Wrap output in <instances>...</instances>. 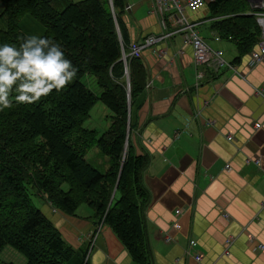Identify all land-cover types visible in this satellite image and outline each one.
Segmentation results:
<instances>
[{
  "label": "crops",
  "instance_id": "crops-1",
  "mask_svg": "<svg viewBox=\"0 0 264 264\" xmlns=\"http://www.w3.org/2000/svg\"><path fill=\"white\" fill-rule=\"evenodd\" d=\"M126 4L122 20L129 45L149 35L162 37L141 53L146 88L133 101L126 141L134 156L148 159L142 178L149 194L143 216L148 264H264V248L259 249L264 246V65L250 69L249 54L232 63L238 51L213 28L207 8L181 13L170 8L162 24L155 0ZM179 19L194 25L226 64L194 66ZM93 114L99 124L93 120L84 129L101 136L111 114L97 105L89 120ZM101 161L104 171L108 162ZM40 211L74 249L88 247L96 232L89 264L97 249L106 256L104 264H134L112 230L94 224L86 206L74 216L47 203Z\"/></svg>",
  "mask_w": 264,
  "mask_h": 264
},
{
  "label": "trees",
  "instance_id": "trees-1",
  "mask_svg": "<svg viewBox=\"0 0 264 264\" xmlns=\"http://www.w3.org/2000/svg\"><path fill=\"white\" fill-rule=\"evenodd\" d=\"M0 4V45L19 47L26 38L20 22L29 16L43 27L41 37L60 44L78 69L63 90L0 111V254L9 248L25 264H89L88 247H71L35 207V196L67 216L86 206L94 224L109 227L134 264H148L143 216L149 194L142 182L148 159L134 156L126 145L130 109L146 88L147 72L140 58L122 60V49L129 52L122 20L126 0ZM205 8L214 19L213 28L238 51L232 63L255 49L261 37L254 15L259 10H252L247 0L207 1ZM89 78L99 94L87 87ZM15 95L13 89L10 98ZM97 103L112 115L101 136L83 126ZM93 148L107 159L106 170L88 162L86 155Z\"/></svg>",
  "mask_w": 264,
  "mask_h": 264
},
{
  "label": "clouds",
  "instance_id": "clouds-1",
  "mask_svg": "<svg viewBox=\"0 0 264 264\" xmlns=\"http://www.w3.org/2000/svg\"><path fill=\"white\" fill-rule=\"evenodd\" d=\"M77 72L61 45L47 37L29 35L19 47L0 45V111L14 104H34L53 90H63ZM13 89L16 95L11 99ZM90 260L104 264L106 256L97 249L90 253Z\"/></svg>",
  "mask_w": 264,
  "mask_h": 264
},
{
  "label": "built area",
  "instance_id": "built-area-1",
  "mask_svg": "<svg viewBox=\"0 0 264 264\" xmlns=\"http://www.w3.org/2000/svg\"><path fill=\"white\" fill-rule=\"evenodd\" d=\"M207 1L212 2L214 0H155V9L160 16L161 23L163 24L164 15L169 11L170 8L175 9L179 13H181L185 9L189 10L190 12H197L199 10H202L206 6ZM259 6V9H256L259 11L257 13H254V15H256L258 25L261 29V37L255 49L249 53L248 66L250 69L258 65H264V0L260 1ZM178 22H182V32L184 33V39L186 43L190 44L191 46L194 66L198 68L211 66L218 69L226 64L221 58L220 52L212 50L203 42V40L193 29L194 25L189 24L182 19H179ZM161 39L162 37L149 35L142 41L130 44L129 52L127 54L122 49V60L126 62L127 57L141 58L143 49L155 46ZM230 66L232 69H234L232 65ZM197 77H201L200 72L197 73ZM259 127V124L255 125L256 129H258ZM227 139L231 140L232 138L229 136ZM228 168L229 166L227 165L226 169ZM179 212L180 211H176V215H179ZM173 228L178 231L180 230L181 226L178 222H176L173 225ZM95 237L96 232L94 231L90 236L89 245L92 246L93 242L95 241ZM166 242H170V238H167ZM263 248L264 246H259V249ZM224 254L227 255L228 251L225 250ZM200 259V256H196V261H199Z\"/></svg>",
  "mask_w": 264,
  "mask_h": 264
},
{
  "label": "rangeland",
  "instance_id": "rangeland-1",
  "mask_svg": "<svg viewBox=\"0 0 264 264\" xmlns=\"http://www.w3.org/2000/svg\"><path fill=\"white\" fill-rule=\"evenodd\" d=\"M74 2H77L79 0H72ZM145 2V1H144ZM147 5L145 4L143 9H142V12L144 15H148V9L146 8ZM2 9H3V6L0 4V14L2 12ZM202 10H205L204 8ZM146 18V17H145ZM20 29H21V32L27 37L29 35H38V36H41L43 34V27L37 22L35 21L34 19H32L31 17L29 16H24L22 19H21V22H20ZM89 81H91L92 83H89ZM86 85L87 87L94 93H97L99 94V88L96 86V84L94 83L93 79L92 78H89L86 80ZM97 106H103L102 104L100 103H97L96 104ZM95 105V106H96ZM111 114V113H110ZM111 117L112 115L108 116L107 119H106V122H110L111 123ZM94 120V121H93ZM93 121V122H92ZM92 122V124H99V121L98 119H94V114L92 115L91 117V120H87L84 122L83 126L84 128H90L91 126H89V124ZM102 123H105V121L103 120ZM101 123V124H102ZM109 123V124H110ZM107 130V129H106ZM105 130V131H106ZM103 131V133L105 132ZM102 133V134H103ZM86 158L88 160V162L94 167L96 168L97 170L101 171V168L103 166V161H101L102 159H105V157L98 151L97 148H93L91 149L88 154L86 155ZM32 201L35 205L36 208L40 209L41 206L43 204H45V202L40 198V197H35V196H32ZM91 245H88V250L90 251L91 249ZM89 254V252H88ZM0 260L6 262V263H12V264H22V260H23V264H25V260L24 258L16 253L15 251L9 249V248H6L1 254H0ZM20 260H21V263H20Z\"/></svg>",
  "mask_w": 264,
  "mask_h": 264
},
{
  "label": "water",
  "instance_id": "water-1",
  "mask_svg": "<svg viewBox=\"0 0 264 264\" xmlns=\"http://www.w3.org/2000/svg\"><path fill=\"white\" fill-rule=\"evenodd\" d=\"M261 0H247V2L250 4V8L252 10H256V9H259V3H260ZM126 9L128 10V5L126 4ZM116 30H117V33L119 35V29L118 27L116 26ZM127 92H128V99H129V82H127Z\"/></svg>",
  "mask_w": 264,
  "mask_h": 264
}]
</instances>
